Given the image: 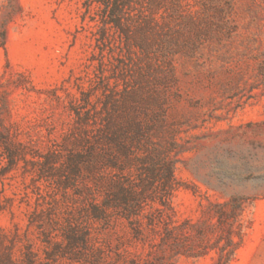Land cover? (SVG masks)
Returning <instances> with one entry per match:
<instances>
[{
  "label": "rangeland",
  "instance_id": "374dc122",
  "mask_svg": "<svg viewBox=\"0 0 264 264\" xmlns=\"http://www.w3.org/2000/svg\"><path fill=\"white\" fill-rule=\"evenodd\" d=\"M0 264H264V0H0Z\"/></svg>",
  "mask_w": 264,
  "mask_h": 264
}]
</instances>
